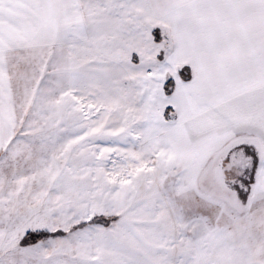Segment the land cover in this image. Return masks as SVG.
Returning a JSON list of instances; mask_svg holds the SVG:
<instances>
[{
	"label": "snow or ice",
	"instance_id": "6c2138e0",
	"mask_svg": "<svg viewBox=\"0 0 264 264\" xmlns=\"http://www.w3.org/2000/svg\"><path fill=\"white\" fill-rule=\"evenodd\" d=\"M0 264H264V0H0Z\"/></svg>",
	"mask_w": 264,
	"mask_h": 264
}]
</instances>
